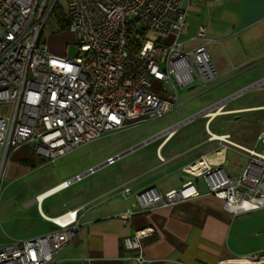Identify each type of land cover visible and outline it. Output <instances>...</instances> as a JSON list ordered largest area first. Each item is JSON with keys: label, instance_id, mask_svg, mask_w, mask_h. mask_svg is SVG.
Returning a JSON list of instances; mask_svg holds the SVG:
<instances>
[{"label": "built area", "instance_id": "2783aa9c", "mask_svg": "<svg viewBox=\"0 0 264 264\" xmlns=\"http://www.w3.org/2000/svg\"><path fill=\"white\" fill-rule=\"evenodd\" d=\"M59 4L68 21L67 30L75 36L73 56L67 51L53 53L40 41L43 31L48 36L58 30L53 10ZM184 24L181 0H0V189L7 156L22 144H30L35 153L53 161L108 132L167 115L176 105L180 89L208 88L217 71L205 45L183 50L178 41H163L168 33H179ZM198 34L204 35L203 27ZM263 82L264 79L256 81L231 97L259 88ZM225 100L199 114L210 118V111L220 109ZM191 118L150 136L138 147L168 135ZM207 132L209 140L240 151L246 159L242 171L229 173L223 155L216 160L201 155L184 170L201 178L208 192L221 199L232 215L264 209V120L251 148L230 141L227 133L216 134L208 128ZM123 154L88 167L40 198L36 195L41 216L54 228L0 244V264H54L77 234L80 208L49 216L41 211L42 201L94 174L99 167L113 164ZM121 193L125 199L132 195L129 186H123ZM198 194L192 180L165 192L148 186L134 194L136 201L126 210L125 217ZM150 230L136 231L124 239L125 247L135 251L133 258L139 264L148 262L140 241ZM240 260L264 264V253L216 264H243Z\"/></svg>", "mask_w": 264, "mask_h": 264}, {"label": "crops", "instance_id": "0c3cea01", "mask_svg": "<svg viewBox=\"0 0 264 264\" xmlns=\"http://www.w3.org/2000/svg\"><path fill=\"white\" fill-rule=\"evenodd\" d=\"M181 6L185 12L183 29L179 33H168L163 41H178L183 50L204 44L217 71L214 87L223 85L225 94L233 92L237 83L234 81L236 75L232 72L251 60L264 57V0H181ZM200 27L204 29L203 36L198 34ZM49 50L56 53L53 49ZM257 66L259 81L264 79V62ZM192 88L195 87L188 89ZM234 94L210 104L227 99L215 117L201 115L205 120L202 137L183 134L173 141L177 135L175 129L156 139L154 155L131 163L116 180L98 181L95 187L80 192L72 190L69 195L59 197V204L50 213L44 212V201L68 190L72 184L44 198L41 211L49 216L68 208H80L77 234L62 249L54 264H139L133 258L135 251L125 247L124 239L146 228L151 230L140 241L141 252L148 259L145 264H216L220 260L264 253V209L232 215L224 208L221 199L208 192L201 178L184 170L201 155L220 158H216V153L221 151L229 173L239 174L242 171L245 157L239 173L234 168L229 169L228 153L236 151L230 145L223 148L218 141L209 140L207 132L208 128L216 134L227 133L230 141L238 145L247 148L254 146L248 147L234 141L228 131L215 132L212 129V123L219 115L264 108V104L226 107ZM36 155L39 154L33 151L30 144H22L11 150L3 166L2 177L14 181L23 178L37 168ZM76 174L78 172L73 176ZM66 179L60 178L47 185L35 196ZM186 180L195 183L199 192L197 196L169 206L139 211L130 218L125 217L126 210L132 208V203L136 201V192L148 186H155L158 191L165 192L179 187ZM123 186H129L132 191V195L126 199L121 193ZM35 196L25 205L36 203ZM39 216L47 223L46 230L39 232V235L54 228L51 222L41 216L40 211Z\"/></svg>", "mask_w": 264, "mask_h": 264}, {"label": "rangeland", "instance_id": "374dc122", "mask_svg": "<svg viewBox=\"0 0 264 264\" xmlns=\"http://www.w3.org/2000/svg\"><path fill=\"white\" fill-rule=\"evenodd\" d=\"M59 2L62 3V0ZM40 41L45 43L47 48L53 49L56 54H64L67 51L69 56H73L76 52L75 36L68 30H54L48 36L43 31ZM261 62H264V57L251 60L233 71L232 74L236 75L234 81L237 86L229 94L236 93L255 83L259 73L257 64ZM218 86L219 84L214 87L213 82L208 88L180 89L176 105L163 117L145 119L138 124H132L122 130L109 132L99 138L82 143L57 160L55 159L56 161L42 160L43 158L36 155L37 168L17 181L3 176L0 189V244L36 236L39 232L46 230L47 223L40 218L37 204L32 203L27 206L25 202L60 178L70 179L74 177L75 172L82 173L89 166L100 165L108 157L123 153L130 147L136 146L150 136L189 116L192 117L191 121L181 124L176 129L177 135L173 141L183 134L189 137H202L205 120L199 111L217 100L229 96V94H225L223 85L222 87ZM258 104H264V82L259 88L244 90L229 100L226 107ZM263 118L264 108H253L232 115H219L212 123V129L215 132L228 131L234 141L249 147L256 143L257 135L263 129ZM157 141H150L123 154L113 164L99 167L92 176H85L80 181L74 182L68 190L47 198L42 204L44 212L50 213L59 204V197L69 195L72 190L80 192L85 188L95 187L98 181L116 180L124 168L131 163L148 159L154 155ZM262 147L259 145V149ZM234 150L236 152L228 153V168H234L239 173L245 159L238 149L234 148Z\"/></svg>", "mask_w": 264, "mask_h": 264}, {"label": "trees", "instance_id": "16d2710c", "mask_svg": "<svg viewBox=\"0 0 264 264\" xmlns=\"http://www.w3.org/2000/svg\"><path fill=\"white\" fill-rule=\"evenodd\" d=\"M53 16L56 19V26L58 31H67L68 21L65 17L64 10L62 9V6L60 4L57 5L56 8H54ZM139 35H142V32H140ZM131 39L138 41V37L136 36H132Z\"/></svg>", "mask_w": 264, "mask_h": 264}, {"label": "bare ground", "instance_id": "6f19581e", "mask_svg": "<svg viewBox=\"0 0 264 264\" xmlns=\"http://www.w3.org/2000/svg\"><path fill=\"white\" fill-rule=\"evenodd\" d=\"M217 111H219V109L216 110V111H210V114H209V115L214 116L215 114H218V113H219V112H217ZM225 113H226V112H225ZM214 117H215V116H214ZM218 156H222V152H221V151L218 152V153H216V158H217ZM209 158L212 159V160H216V159H214V156H213V157H210V156H209ZM52 188H53V187H52ZM50 189H51V188H50ZM48 190H49V189H48ZM46 191H47V190H46ZM46 191H44V192H46ZM44 192L38 194V195H39V198L41 197V195H42ZM258 262H261V263H262V261H258ZM240 263H243V264H257V262H254V261H252V260H247V261H244V262H243V260H240Z\"/></svg>", "mask_w": 264, "mask_h": 264}, {"label": "water", "instance_id": "95a60500", "mask_svg": "<svg viewBox=\"0 0 264 264\" xmlns=\"http://www.w3.org/2000/svg\"><path fill=\"white\" fill-rule=\"evenodd\" d=\"M138 147V145H136V146H134V147H132V148H130V149H128L127 151H125L124 153H128V152H130L131 150H133V149H135V148H137Z\"/></svg>", "mask_w": 264, "mask_h": 264}]
</instances>
